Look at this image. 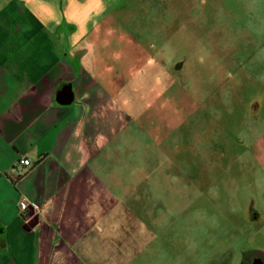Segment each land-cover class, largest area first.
Here are the masks:
<instances>
[{"label":"rangeland","instance_id":"obj_1","mask_svg":"<svg viewBox=\"0 0 264 264\" xmlns=\"http://www.w3.org/2000/svg\"><path fill=\"white\" fill-rule=\"evenodd\" d=\"M58 1L120 106L109 199L65 264L264 263V0Z\"/></svg>","mask_w":264,"mask_h":264},{"label":"crops","instance_id":"obj_2","mask_svg":"<svg viewBox=\"0 0 264 264\" xmlns=\"http://www.w3.org/2000/svg\"><path fill=\"white\" fill-rule=\"evenodd\" d=\"M58 2L0 4V264H65L62 246L93 237V217L102 219L109 199L94 168L114 149L120 126L110 116L119 121L120 106L89 27L61 28L86 16L72 18L68 8L57 15ZM20 197L37 208L20 210Z\"/></svg>","mask_w":264,"mask_h":264},{"label":"built area","instance_id":"obj_3","mask_svg":"<svg viewBox=\"0 0 264 264\" xmlns=\"http://www.w3.org/2000/svg\"><path fill=\"white\" fill-rule=\"evenodd\" d=\"M20 164L23 167H28V166L31 165V161L29 160V158L23 157L20 160ZM18 205H19V209L20 210H25L28 207L37 208V205H35L32 202H29L25 197H20L19 198Z\"/></svg>","mask_w":264,"mask_h":264},{"label":"flooded vegetation","instance_id":"obj_4","mask_svg":"<svg viewBox=\"0 0 264 264\" xmlns=\"http://www.w3.org/2000/svg\"><path fill=\"white\" fill-rule=\"evenodd\" d=\"M257 254H255V253H253L252 255H251V258L252 259H250V258H247V256L245 255V261H246V263H244V264H249L250 262V260H253L254 258H257L258 260H259V258L258 257H260V256H256ZM260 261V264H264L263 262H261V260H259Z\"/></svg>","mask_w":264,"mask_h":264}]
</instances>
